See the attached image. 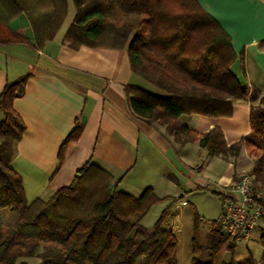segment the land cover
<instances>
[{
	"label": "trees",
	"instance_id": "1",
	"mask_svg": "<svg viewBox=\"0 0 264 264\" xmlns=\"http://www.w3.org/2000/svg\"><path fill=\"white\" fill-rule=\"evenodd\" d=\"M72 1L76 13L65 35L70 46L125 49L132 72L162 92L126 86L133 113L159 124L178 146L199 142L207 158L235 161L246 147L254 158L253 185L264 194V94L256 101L257 91L250 92L232 71L237 55L220 23L197 0ZM67 14L68 0H0V46L23 43L39 50L54 39ZM21 15L30 23L31 36L25 26L11 25ZM28 77L7 84L0 94V213H18L16 227L0 215V264L32 256L40 258L39 264H180L179 240L167 223L182 197L160 198L153 187L136 197L90 161L69 185L28 202L23 178L11 166L26 129L14 100L24 94ZM248 99L251 131L231 145L218 127L200 134L181 122L193 114L231 117L234 104ZM82 128L77 122L60 148V161ZM219 196L222 204L228 198ZM163 200L170 202L147 228L142 219ZM203 220L195 211L192 264H242L235 258L239 241L222 231L219 219L211 225L210 242L202 243ZM246 264L259 263L248 255Z\"/></svg>",
	"mask_w": 264,
	"mask_h": 264
},
{
	"label": "crops",
	"instance_id": "2",
	"mask_svg": "<svg viewBox=\"0 0 264 264\" xmlns=\"http://www.w3.org/2000/svg\"><path fill=\"white\" fill-rule=\"evenodd\" d=\"M71 1L68 0V14ZM197 1L230 35L237 55L232 71L250 92L257 91V101L264 94V30L261 28L264 0H250L233 6L230 11L205 4L204 0ZM11 25L14 28L23 25L27 34L32 35L25 15L13 20ZM62 26L54 39L39 50L23 43L0 46V94L7 84L29 74L24 94L14 100V109L26 129L15 146L11 163L23 178L28 202L43 198L47 190L52 195L69 185L77 171L91 161L112 173L119 186L136 179L141 191L153 187L160 198L182 197L172 209L176 216L171 213L167 223V228L176 234L180 227L174 217L178 218V211L188 202L183 195L177 196L183 188L174 178L170 179L168 172L187 179L191 189H207L210 183H215L220 188L218 196H228L239 176L251 171L254 158L244 147L235 161L220 156L206 157V161L195 165L198 176L191 180L183 170L191 165L185 148L192 146L199 156L205 153L199 142L178 146L159 124H148L133 113L126 86L151 92L157 88L132 72L127 50L72 48L65 38L69 26L59 35ZM250 113L248 99L234 104L231 117L193 114L182 116L181 122L200 134L218 127L231 145L250 133ZM77 122L83 124L80 136L68 144L60 161V148ZM0 215L4 218L5 210ZM39 262L37 257L36 264ZM18 264L29 263L20 260Z\"/></svg>",
	"mask_w": 264,
	"mask_h": 264
},
{
	"label": "rangeland",
	"instance_id": "3",
	"mask_svg": "<svg viewBox=\"0 0 264 264\" xmlns=\"http://www.w3.org/2000/svg\"><path fill=\"white\" fill-rule=\"evenodd\" d=\"M75 13L76 7L74 2L71 1L67 20L62 26L59 35H62L64 30H66L71 24ZM153 88L156 89L155 87ZM156 92L162 94V92L158 89H156ZM1 119L2 116H0V120ZM184 152L191 160V165L190 167H186L187 169L184 168L183 170L191 180H196L198 173L194 171L195 165L199 164L202 160L206 161V155H197L192 146H188V148H185ZM243 161L251 165V162L247 161L245 158ZM168 173L170 179L174 178L179 187L183 188V191L177 193V196L183 195V199L187 200L188 202L186 206L181 207V209L178 211V218L174 217V222L180 227V229L176 232V236L179 240L178 260L180 264H192L193 253L191 249V236L194 212L197 211L201 215V217L204 218L203 223L201 225V239L202 243L206 245L211 240V225L212 223H215L218 217H220L219 215L221 214L222 210L221 199L217 194L220 188L215 183H210L207 189H199L198 187H196L195 189H191V186L189 185L190 183L186 181L187 179L176 178L171 172ZM119 188L129 192L130 194L136 197L140 196L143 191H141L140 184L136 179L126 180L119 186ZM51 193V190H47L44 193L43 198L47 199L51 195ZM169 202L170 200H163L154 205L150 212L142 219V224L147 228H152L155 222L160 217L163 209L169 204ZM172 214L170 215V218L172 217ZM173 216H176V213H174ZM17 220L18 213L16 211L5 209V223L12 227H16ZM263 231L264 221H261L253 231L251 239L241 240L238 242L235 254V258L238 262L246 264L248 255H252V257L259 264H264V235H262ZM39 250L41 251L42 247H39ZM205 258L206 257L204 256V259ZM225 258L226 261L229 262L231 260V254L227 253ZM21 261H27L29 264H36L37 257H26L23 258Z\"/></svg>",
	"mask_w": 264,
	"mask_h": 264
},
{
	"label": "built area",
	"instance_id": "4",
	"mask_svg": "<svg viewBox=\"0 0 264 264\" xmlns=\"http://www.w3.org/2000/svg\"><path fill=\"white\" fill-rule=\"evenodd\" d=\"M254 178L250 171L243 172L222 204L221 229L238 241L251 239L255 228L264 221V194L255 189Z\"/></svg>",
	"mask_w": 264,
	"mask_h": 264
},
{
	"label": "snow or ice",
	"instance_id": "5",
	"mask_svg": "<svg viewBox=\"0 0 264 264\" xmlns=\"http://www.w3.org/2000/svg\"><path fill=\"white\" fill-rule=\"evenodd\" d=\"M204 2L213 6H222L225 11H230L233 6L249 3L250 0H204ZM261 28L264 30V12H262Z\"/></svg>",
	"mask_w": 264,
	"mask_h": 264
}]
</instances>
